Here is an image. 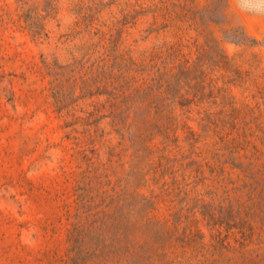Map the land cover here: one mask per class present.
<instances>
[{
    "label": "rangeland",
    "instance_id": "374dc122",
    "mask_svg": "<svg viewBox=\"0 0 264 264\" xmlns=\"http://www.w3.org/2000/svg\"><path fill=\"white\" fill-rule=\"evenodd\" d=\"M0 264H264V13L0 0Z\"/></svg>",
    "mask_w": 264,
    "mask_h": 264
},
{
    "label": "clouds",
    "instance_id": "9594fccd",
    "mask_svg": "<svg viewBox=\"0 0 264 264\" xmlns=\"http://www.w3.org/2000/svg\"><path fill=\"white\" fill-rule=\"evenodd\" d=\"M235 2L245 12L264 13V0H235Z\"/></svg>",
    "mask_w": 264,
    "mask_h": 264
}]
</instances>
